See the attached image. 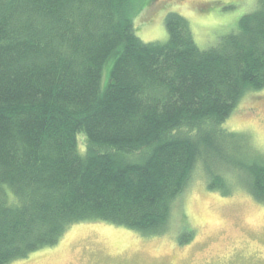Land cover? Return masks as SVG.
Listing matches in <instances>:
<instances>
[{"label":"trees","instance_id":"trees-1","mask_svg":"<svg viewBox=\"0 0 264 264\" xmlns=\"http://www.w3.org/2000/svg\"><path fill=\"white\" fill-rule=\"evenodd\" d=\"M142 3L0 0V264L75 222L163 233L196 168L264 202V151L226 125L264 87V0L204 48L175 11L143 41Z\"/></svg>","mask_w":264,"mask_h":264},{"label":"rangeland","instance_id":"rangeland-1","mask_svg":"<svg viewBox=\"0 0 264 264\" xmlns=\"http://www.w3.org/2000/svg\"><path fill=\"white\" fill-rule=\"evenodd\" d=\"M134 16L136 34L143 41H165L164 15L175 11L190 23L194 39L204 48L233 28L255 7L256 0H142ZM228 128L247 134L264 151V87L246 93L226 120ZM80 149L84 136L78 135ZM196 168L174 202L169 227L160 234L105 221L70 224L58 243L9 264H264V202L243 186L229 194L208 187ZM186 223L192 238L182 229Z\"/></svg>","mask_w":264,"mask_h":264}]
</instances>
